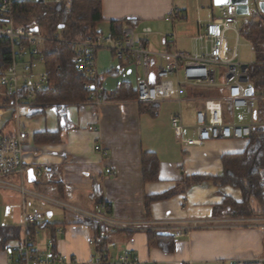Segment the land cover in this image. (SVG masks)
Returning a JSON list of instances; mask_svg holds the SVG:
<instances>
[{
    "label": "crops",
    "instance_id": "obj_1",
    "mask_svg": "<svg viewBox=\"0 0 264 264\" xmlns=\"http://www.w3.org/2000/svg\"><path fill=\"white\" fill-rule=\"evenodd\" d=\"M222 7L214 5L213 0H101L102 21L97 29L108 34L113 23L132 20V26H128L137 33L150 30L143 37L150 52L175 50L201 55L210 47L197 36L207 23L221 18ZM174 10L178 18L166 21ZM248 11L256 14L253 19L264 17L249 5ZM239 16L243 15L237 14L238 20ZM237 27L243 31V26ZM232 33L231 29L224 32L226 60L233 52L229 36ZM171 34L173 40L169 38ZM153 61L163 65L167 58ZM96 66L97 87L102 93L112 94L126 84L135 92V83L142 74L139 67L118 63L104 50L97 53ZM222 75L219 70L213 88L186 89L179 104L175 95L153 104L154 107L145 106L143 111L136 99L104 101L96 108L83 102L67 105L62 115L55 106H47L40 115L33 111L21 118L19 128L27 134L23 152L26 167L53 165L58 175L33 183L27 178L23 195L16 190L0 189V228L20 230L17 241L0 249V264H22L15 246L24 238L25 213L39 218L38 226L30 229L32 243L38 250H46L50 241L53 252L73 258L77 264H87L100 255L92 242L94 231L70 208L118 225L109 229L98 223L103 228L102 254L112 260L125 251L156 264H231L235 259L264 257L263 230L246 227L245 219L234 217L229 209L215 211L225 198L242 202L239 189L220 186L212 179L223 173L222 157L241 153L247 141L185 146L170 124V117L180 111L187 128L183 137L195 138L194 115L205 100L214 99L222 100L224 119L234 124L230 121L233 109L227 111L223 100L226 90L219 86ZM206 93L211 96L206 98ZM162 105L165 108L160 113ZM183 105L195 109L189 125L185 123ZM17 129L15 117H7L2 133L12 136ZM55 134L58 141H50ZM145 154L157 160L156 181L143 180ZM195 177L203 180L193 182ZM6 180L19 185L14 175ZM165 193L172 195L165 200H149ZM104 207H108L106 216ZM175 231L182 236L174 239ZM149 234L158 238L150 241ZM165 237L173 241L172 250L169 246L162 248L161 240L163 244L168 241ZM108 245L112 246L107 248Z\"/></svg>",
    "mask_w": 264,
    "mask_h": 264
},
{
    "label": "built area",
    "instance_id": "obj_2",
    "mask_svg": "<svg viewBox=\"0 0 264 264\" xmlns=\"http://www.w3.org/2000/svg\"><path fill=\"white\" fill-rule=\"evenodd\" d=\"M30 0H0V38L6 39L10 47V63L6 69L0 68V189L16 190L25 194L23 184L27 181L28 170H31L35 180L58 175L53 165H37L28 169L24 162V143L27 139L25 131L20 129L19 120L30 111L39 108L35 102L36 94L52 89L53 79L59 76L60 69L55 67L48 70L46 67L44 51L48 43L68 45L72 49L71 62L77 71L85 75L87 82L83 89L88 93L86 103L91 107H98L104 100L97 87L98 72L96 55L99 51H108L115 61L132 63L142 71L135 83L136 102L139 104L153 105L161 100H167L175 95L179 104L180 98L188 88L209 89L217 85V68L224 70L223 81L220 87L226 90L223 100L230 103L233 110H243L250 116V121L244 124L227 123L223 115L222 100H205L202 108L194 115L192 130L195 138L185 139V129L182 115L179 112L170 117V124L175 135L185 146L201 145L213 141H247L253 131L264 123L256 119V105L264 100L263 94L255 93L249 80V67L254 63L242 64L239 61L226 60L224 32L231 29L235 33L233 57L239 49V39L243 31L237 27L238 17L236 6L227 5L221 8V18L207 23L198 34L197 39L209 44V50L201 55L187 54L173 51L172 53H153L146 47L143 37L150 32L143 29L137 33L134 28L124 25L118 35L97 33L84 39L65 40L57 35H49L45 28L36 24H18L15 20V8L21 3ZM44 5H57L64 0H35ZM248 15L256 14L248 11ZM179 14L171 11L166 21H175ZM248 23V21L246 22ZM173 40L174 35H169ZM154 58H167L163 65H157ZM248 86L253 89L251 96H246ZM14 116L18 125L17 133L8 136L2 133V127L7 117ZM99 151V147H95ZM16 176L19 185L15 186L6 178ZM67 197H71L67 193ZM84 220L100 223L109 229H115L117 224L103 217L70 208ZM104 216L108 207L103 209ZM38 216L23 215L24 238L15 249L20 254L22 264H77L76 260L60 253L53 252L52 242H48L46 250H38L32 243L31 228L38 226ZM246 227H253L264 231V217L245 219ZM194 225H196L194 223ZM35 232V231H34ZM33 234V233H32ZM182 236L180 231L173 233V238ZM112 245H108L111 247ZM87 264H156L140 260L123 252L117 259L112 260L107 254L93 257ZM231 264H264V257L250 259H235Z\"/></svg>",
    "mask_w": 264,
    "mask_h": 264
},
{
    "label": "trees",
    "instance_id": "obj_3",
    "mask_svg": "<svg viewBox=\"0 0 264 264\" xmlns=\"http://www.w3.org/2000/svg\"><path fill=\"white\" fill-rule=\"evenodd\" d=\"M15 20L18 24L35 22L45 28L49 35H57L65 40L84 39L94 36L98 32L101 18V0H64L57 5H44L36 1L21 3L15 8ZM132 20H126L123 24L132 26ZM2 19L0 18V25ZM29 24V25H30ZM123 24H112L111 32L118 35ZM242 37L245 38L252 49L254 56L253 65L249 67V80L254 91L264 95V17L259 16L243 25ZM46 67L53 70L59 67V76L54 78V86L44 92L36 94L35 102L39 104L33 114L40 115L47 106H55L60 115L64 114L65 107L70 104L83 103L88 99V93L83 89L87 82L85 75L77 71L71 62L72 49L68 45L48 43L44 51ZM10 63V47L6 39L0 38V68L6 69ZM102 93V92H101ZM104 101H121L136 99L128 84L122 85L112 94L102 93ZM227 111L231 105L224 101ZM141 105V111L145 106ZM256 119L264 123V100L256 105ZM58 134L52 135L50 141H58ZM143 180L145 182L157 180V160L151 154L143 156ZM223 173L212 180L220 186H230L239 189L242 194V202L235 203L227 198L223 200L217 210L229 209L234 217L242 219L264 217V126L256 128L241 153L226 155L221 159ZM202 177H195L193 182L199 183ZM172 194L165 193L149 200H165ZM95 237L93 243L95 250L104 252L103 228L96 222L86 220ZM20 230L16 228H0V249H4L10 241H17ZM32 232V231H31ZM32 234V233H31ZM150 241L158 236L149 234ZM161 240L163 249L167 246L172 250L173 241Z\"/></svg>",
    "mask_w": 264,
    "mask_h": 264
},
{
    "label": "rangeland",
    "instance_id": "obj_4",
    "mask_svg": "<svg viewBox=\"0 0 264 264\" xmlns=\"http://www.w3.org/2000/svg\"><path fill=\"white\" fill-rule=\"evenodd\" d=\"M30 1L34 2L35 0H30ZM249 8L253 10L254 12H256L252 4H249ZM251 20H253V18L250 15L239 16L238 25L241 27L246 21H251ZM29 24L30 23H27L26 25H29ZM229 36H230V47H232V51H234V43L236 40L235 33L229 34ZM230 59L232 60V62L239 61L242 64H250L254 62L253 61L254 56L252 53L251 46L249 42L242 36L239 39V50H238L236 57H233V52H232ZM217 69H218L217 70L218 74H219V70L221 71V74L224 72V70L221 68L220 69L217 68ZM255 93L256 95L258 94L257 92ZM210 96H211L210 93H206L205 95L206 98H209ZM164 108H165V105H162L160 107V113L164 111ZM183 110H184L185 123L189 125L193 121L192 116L194 114L195 109H193V107L190 105L187 107L183 105ZM230 121L234 124H244L250 121V116L243 110H231ZM24 185L28 186L27 183H25ZM41 237L40 238L38 237V239L41 240Z\"/></svg>",
    "mask_w": 264,
    "mask_h": 264
},
{
    "label": "water",
    "instance_id": "obj_5",
    "mask_svg": "<svg viewBox=\"0 0 264 264\" xmlns=\"http://www.w3.org/2000/svg\"><path fill=\"white\" fill-rule=\"evenodd\" d=\"M213 1H214V5L216 6H227L230 4L236 6V13L238 15H247L249 4H252L254 9L258 13L264 14V0H213ZM252 94H253V89L251 86H248L245 91V95L251 96ZM29 113H31V111ZM28 181L30 183H33L35 181V179L32 176L31 170H28Z\"/></svg>",
    "mask_w": 264,
    "mask_h": 264
}]
</instances>
